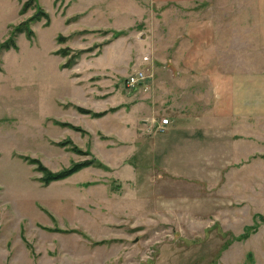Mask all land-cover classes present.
Instances as JSON below:
<instances>
[{"label":"rangeland","instance_id":"rangeland-1","mask_svg":"<svg viewBox=\"0 0 264 264\" xmlns=\"http://www.w3.org/2000/svg\"><path fill=\"white\" fill-rule=\"evenodd\" d=\"M155 7L0 0V264H264V222L226 248L264 214V146L237 169L214 149L235 143L197 122L209 110L172 71L184 11ZM206 126L219 141L194 147ZM23 157L53 172L105 167L44 186Z\"/></svg>","mask_w":264,"mask_h":264},{"label":"crops","instance_id":"crops-1","mask_svg":"<svg viewBox=\"0 0 264 264\" xmlns=\"http://www.w3.org/2000/svg\"><path fill=\"white\" fill-rule=\"evenodd\" d=\"M144 1L152 5V10L155 5L166 8L168 20L175 12L184 11L181 39L168 40L185 45L182 63L177 70L173 65L172 71H183L186 84L190 81V92L196 89L197 101L209 110V114L196 116L197 122L218 124L214 130L223 131L221 134L235 143V148L218 143L214 149L227 148V153L237 157L231 168L243 167L247 164L243 163L244 156L250 157L254 149L264 146V0ZM168 27L171 38L173 27ZM182 120L194 121L187 117ZM170 121L177 123L175 119ZM169 127L174 128L168 125L169 131ZM206 128L205 137L200 134L190 140L194 147L212 141V134L217 139L211 128Z\"/></svg>","mask_w":264,"mask_h":264},{"label":"trees","instance_id":"trees-1","mask_svg":"<svg viewBox=\"0 0 264 264\" xmlns=\"http://www.w3.org/2000/svg\"><path fill=\"white\" fill-rule=\"evenodd\" d=\"M30 5H31V1L26 2L25 4L26 7H29ZM42 15H44V17L46 18L48 17V15H45L43 11H42ZM24 26H25V29L23 31H27V33L29 32L28 35H31L32 31H30L29 26L27 27V24H25ZM6 47L9 48V45H7ZM82 111L86 112L85 110H82ZM74 129H77V128L74 127ZM67 144H70V150L76 153H79V154L83 153L79 148L74 146L71 141H65L61 143V145H67ZM23 159L26 160L30 164L36 165L37 170L42 173V177L40 178V181L43 183L44 186H49L51 183L56 182V181L65 180L73 176L74 174H77L81 170L92 167V166H97L101 168L105 167L101 163L97 162L95 159H91V160H85L81 162H74L69 167L62 169L61 171L53 172L49 170L46 166H44L43 163L39 159H34V158L32 159L30 157H23ZM263 222H264V214H257L256 216H254V224L245 226L244 233L240 234L239 236H233L229 244L226 245V248L230 246L233 241H243V240L250 238L253 233H256L259 230V228L261 227L260 223H263ZM45 229L53 230L57 232H64V233L83 234L78 230L63 231L62 229H55V230L51 228H45Z\"/></svg>","mask_w":264,"mask_h":264},{"label":"built area","instance_id":"built-area-1","mask_svg":"<svg viewBox=\"0 0 264 264\" xmlns=\"http://www.w3.org/2000/svg\"><path fill=\"white\" fill-rule=\"evenodd\" d=\"M170 119L168 118H165V119H162L161 122H160V125H162V127H167V125H170Z\"/></svg>","mask_w":264,"mask_h":264}]
</instances>
